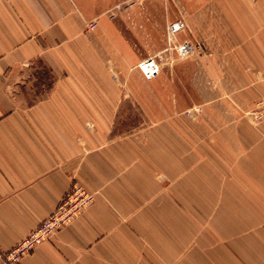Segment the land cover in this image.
I'll list each match as a JSON object with an SVG mask.
<instances>
[{"label":"crops","instance_id":"obj_1","mask_svg":"<svg viewBox=\"0 0 264 264\" xmlns=\"http://www.w3.org/2000/svg\"><path fill=\"white\" fill-rule=\"evenodd\" d=\"M122 1L129 0H0V250L35 230L78 183L95 195L93 203L19 264H264V218L250 237L186 213L155 219L159 208L170 210L172 189L140 186L139 155L123 147L137 144L107 138L123 99H139L134 70L144 60L135 22L148 15L129 10L112 18L110 6ZM186 32L188 25L176 40L198 42ZM167 47L166 35L161 52ZM174 56L164 53L161 73ZM161 73L141 80L152 85ZM245 125L232 130L252 129ZM259 141V153L243 156L242 169L227 155L220 159L225 171L195 173L209 180L196 186L195 194L207 196L200 210H219V194H257L244 206L264 211ZM160 191L166 202L155 203L149 196ZM183 201L179 209L186 210Z\"/></svg>","mask_w":264,"mask_h":264},{"label":"rangeland","instance_id":"obj_2","mask_svg":"<svg viewBox=\"0 0 264 264\" xmlns=\"http://www.w3.org/2000/svg\"><path fill=\"white\" fill-rule=\"evenodd\" d=\"M132 2L134 6L129 7ZM110 10L148 15L135 22L141 59L165 48L168 24L180 19L188 25L186 37H196L203 50L197 59L174 56L175 63L166 64L152 85L134 70L139 99H123L108 132L109 141L137 144L123 147L125 154L139 155L140 186L172 189L170 210L159 208L155 219L165 214L178 220L186 213L188 220H219L220 228L250 237L264 211L246 209L244 200L259 196L219 194V210H200L201 199L207 196L195 194L196 186L209 180L195 178V173L209 172L210 166L225 171L228 164L221 160L226 161L227 155L236 157L235 170L242 169L243 156L259 153V139H264V114L257 113L258 103L264 100V0H129L111 5ZM123 90L129 89L123 84ZM239 124L252 129L232 130ZM180 187L186 188V195H179ZM161 192L149 197L155 203L166 202L168 196ZM182 198L186 210L179 209Z\"/></svg>","mask_w":264,"mask_h":264},{"label":"built area","instance_id":"obj_3","mask_svg":"<svg viewBox=\"0 0 264 264\" xmlns=\"http://www.w3.org/2000/svg\"><path fill=\"white\" fill-rule=\"evenodd\" d=\"M134 4L135 2H132L129 7ZM115 15L116 13L113 12L111 17L113 18ZM95 26L96 22L91 24L90 28L93 29ZM185 29L186 23L182 19L167 27L168 47L165 52H175L176 58L180 60L197 59L203 53L200 42L191 40L178 42L176 40V36ZM165 52L144 59L137 65V69L146 80H152L160 75ZM257 106V113L259 112L263 115L264 100L259 102ZM93 201V194L89 193L78 183L72 184L64 199L50 217L10 250H0V264H19L38 245L50 240L64 226L78 218Z\"/></svg>","mask_w":264,"mask_h":264}]
</instances>
